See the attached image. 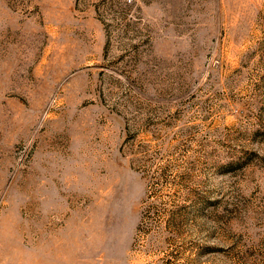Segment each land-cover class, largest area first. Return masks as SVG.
I'll return each mask as SVG.
<instances>
[{
  "label": "rangeland",
  "instance_id": "374dc122",
  "mask_svg": "<svg viewBox=\"0 0 264 264\" xmlns=\"http://www.w3.org/2000/svg\"><path fill=\"white\" fill-rule=\"evenodd\" d=\"M0 264H264V0H0Z\"/></svg>",
  "mask_w": 264,
  "mask_h": 264
}]
</instances>
